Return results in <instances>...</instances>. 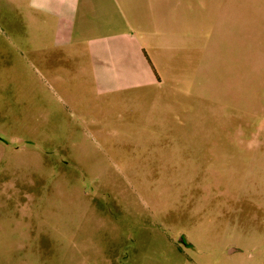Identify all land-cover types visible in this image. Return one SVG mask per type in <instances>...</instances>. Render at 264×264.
Segmentation results:
<instances>
[{"label": "rangeland", "instance_id": "rangeland-1", "mask_svg": "<svg viewBox=\"0 0 264 264\" xmlns=\"http://www.w3.org/2000/svg\"><path fill=\"white\" fill-rule=\"evenodd\" d=\"M259 3L198 0L114 67L0 0V264H264Z\"/></svg>", "mask_w": 264, "mask_h": 264}, {"label": "crops", "instance_id": "crops-1", "mask_svg": "<svg viewBox=\"0 0 264 264\" xmlns=\"http://www.w3.org/2000/svg\"><path fill=\"white\" fill-rule=\"evenodd\" d=\"M245 4L239 3L240 8ZM30 5L37 11V19L48 26L55 47L70 45L75 24L82 22L91 56L95 61L101 57L114 67H142L150 63L146 46L158 42L164 47L165 37L180 35L184 15L187 27L198 29V0H30ZM82 7L88 13L97 10L99 21L86 19V10L79 13ZM259 21L262 31V3H259ZM139 35L148 37V45H141Z\"/></svg>", "mask_w": 264, "mask_h": 264}, {"label": "water", "instance_id": "water-1", "mask_svg": "<svg viewBox=\"0 0 264 264\" xmlns=\"http://www.w3.org/2000/svg\"><path fill=\"white\" fill-rule=\"evenodd\" d=\"M179 241H182V239H179ZM235 250H236L235 248L228 249V253H232V252H234Z\"/></svg>", "mask_w": 264, "mask_h": 264}]
</instances>
